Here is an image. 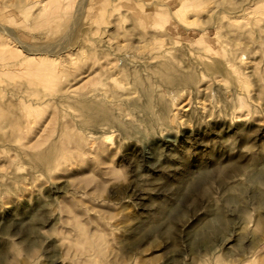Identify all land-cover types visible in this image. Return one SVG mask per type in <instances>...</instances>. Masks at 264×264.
I'll return each mask as SVG.
<instances>
[{
	"label": "rangeland",
	"instance_id": "rangeland-1",
	"mask_svg": "<svg viewBox=\"0 0 264 264\" xmlns=\"http://www.w3.org/2000/svg\"><path fill=\"white\" fill-rule=\"evenodd\" d=\"M255 2L198 0L187 25L164 21L166 31L151 34L179 0L47 1L37 19L24 0H0L8 49L0 64L15 59L20 35L27 47L68 52L159 42L188 79L171 86L122 71L133 93L114 109L78 103L91 90L126 95L121 84L93 80L63 104L3 110L0 264H264V0ZM72 57L52 62L67 72L64 85L89 64ZM32 78L0 70L4 87L21 90ZM64 85L50 80L28 93L46 98ZM18 116L25 121L13 126ZM64 123L69 130L58 135ZM101 125L119 130L95 134L107 136L108 153H78V138ZM33 139L40 161L25 153ZM99 158L108 161L104 173ZM96 177L95 194L72 185Z\"/></svg>",
	"mask_w": 264,
	"mask_h": 264
},
{
	"label": "bare ground",
	"instance_id": "bare-ground-1",
	"mask_svg": "<svg viewBox=\"0 0 264 264\" xmlns=\"http://www.w3.org/2000/svg\"><path fill=\"white\" fill-rule=\"evenodd\" d=\"M25 4L24 7L27 6H35L37 7L36 12L33 14L32 18L35 19L40 18L43 14L44 7L46 6L47 1L56 5L57 0H24ZM257 0H253V4H255ZM198 0H179V4H177L174 8H170L169 5H166L169 9L168 12L165 14H169V18L160 22H156L153 24V28L150 26V33L152 32H163L166 31V27L162 24L164 21L174 20L183 25H187L188 14H194L193 12L197 11L198 9ZM248 2V1H247ZM252 4V5H253ZM160 11L162 8L160 4H158ZM39 12V13H38ZM159 15V14H157ZM146 21H149V18H145ZM156 29V31H153ZM160 30V31H157ZM204 32V31H203ZM20 36L15 37V41L18 44V50H12L11 53L14 55L15 59L8 61V63H1L0 70L5 69L7 71H11L14 74L23 73L25 74L27 71H30L33 75V78L28 80L26 83H23V87L19 90L18 87H4L0 85V115L3 114V110L13 111V108L17 106H21L20 102L27 106H40L42 104H63L69 99H75V96H79L77 94V90L80 89L84 84H87L89 81L93 80H102L104 85L108 83L116 84V85H123L126 88V95L122 96L119 94H115L112 96H107L101 90H91L87 94H80L78 97V103L87 106V110L90 112L97 113V109H102V106L105 107V103H110V108L114 109L118 102H123L127 95L133 93L132 89L128 84H124L120 82L119 76L122 71H125L126 74L133 75L135 77L139 76L140 73L144 77H149L151 79H158L160 81H166L171 86H178L180 84H188L186 82L188 79L183 78L174 73L175 68L172 65L173 62L171 59H167V55L170 53L166 49L160 46L159 42L153 43L151 45H143V46H151V47H143L140 45H133L131 48L120 49L117 50L116 48H109V45H105L104 47L100 48H86L75 50L73 52H68L63 48L55 49V48H31L27 47V43L23 41ZM25 44V46L23 45ZM0 48L3 51L8 50L5 48L4 45H0ZM26 49V51H25ZM25 51V55L20 56V51ZM72 55L78 56L77 62H89L86 69L82 70L78 75H75L72 79L67 80V84L65 83V78L67 76V72H64L60 69L52 68V62L58 59H67L69 62L74 59ZM237 59L242 61L241 58L238 56ZM252 66V65H251ZM79 79V81H78ZM50 80L55 82H62L64 86H62L61 90L57 93H54L51 96L46 98H32L31 94L28 92L31 89H36L40 84L46 83ZM79 84H77L78 82ZM35 87H33V86ZM138 87H141L142 93H144L147 97H151L152 90L149 86L141 84L138 82ZM9 94L14 98L12 101H4L2 95ZM10 100V99H9ZM14 101V102H13ZM20 101V102H19ZM22 107V106H21ZM186 110V109H185ZM50 118L56 119L57 114L51 113ZM24 116L25 113H24ZM22 116H18V118L12 122L13 126H18L20 123ZM23 118V117H22ZM23 121L25 119L23 118ZM24 123V122H23ZM69 130V126L67 123H64L59 128L58 135H61L62 132H67ZM43 131V130H42ZM118 129H111L105 125H101L95 129H91V133L88 134L83 141L81 138H78L77 146H75V150L81 155L87 156H96V154H100L101 152L108 153L106 148L104 147L105 138L107 136L101 137L95 135L96 133H109L112 134ZM38 138V136H37ZM161 139V138H160ZM166 139V137H165ZM58 140V139H57ZM56 140V141H57ZM55 141V142H56ZM54 142V143H55ZM39 143L38 139H33L29 141L27 148L31 146V150H25V153L31 156L34 160L40 161L43 159L44 152L34 149L35 145ZM138 148H142L138 146ZM82 152H81V151ZM97 160V159H96ZM108 161H105L99 158L96 161V164L100 167L103 164H107ZM104 168V167H103ZM98 172H103L102 167L99 168ZM98 178L96 179H85L79 180L74 182L72 185L75 189H83L87 190L90 189V193L95 194L97 193V189L94 188V183L97 182Z\"/></svg>",
	"mask_w": 264,
	"mask_h": 264
}]
</instances>
